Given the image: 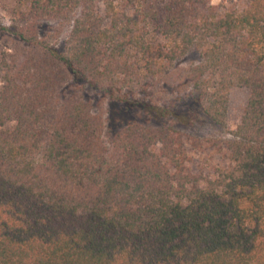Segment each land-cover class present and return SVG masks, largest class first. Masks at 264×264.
<instances>
[{"label":"trees","instance_id":"16d2710c","mask_svg":"<svg viewBox=\"0 0 264 264\" xmlns=\"http://www.w3.org/2000/svg\"><path fill=\"white\" fill-rule=\"evenodd\" d=\"M9 11L0 264H264V0ZM233 88L249 97L228 137L182 131L224 127Z\"/></svg>","mask_w":264,"mask_h":264},{"label":"rangeland","instance_id":"374dc122","mask_svg":"<svg viewBox=\"0 0 264 264\" xmlns=\"http://www.w3.org/2000/svg\"><path fill=\"white\" fill-rule=\"evenodd\" d=\"M242 0H212L213 4L226 3L229 5L241 4ZM15 0H0V23L3 25H10L12 16L10 15V7L14 4ZM11 46V42L8 39L0 37V52L5 51ZM197 61L198 56L194 53H191L187 58V61ZM1 85V82H0ZM88 95V96H87ZM85 97V96H84ZM88 99H97V95L94 93L86 94ZM249 97V91L242 88H233L229 91L228 95V104H227V114H226V125L224 127H219L212 124L209 120L200 118L193 126H189L185 129H182L185 133L196 136L199 138L207 137H217V138H226L229 133L238 126L240 123L241 117L243 115L244 109L246 107ZM92 110L97 113L98 108L93 103ZM190 154L192 155V169L197 167L204 166L205 163H208L207 152H198L191 149ZM218 157L213 156V162H217ZM207 173V171H206Z\"/></svg>","mask_w":264,"mask_h":264}]
</instances>
